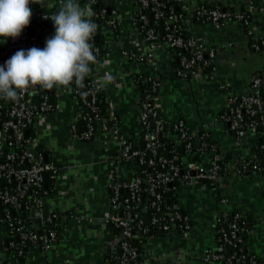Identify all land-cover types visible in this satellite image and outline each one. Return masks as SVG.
Returning <instances> with one entry per match:
<instances>
[{
  "label": "built area",
  "instance_id": "built-area-1",
  "mask_svg": "<svg viewBox=\"0 0 264 264\" xmlns=\"http://www.w3.org/2000/svg\"><path fill=\"white\" fill-rule=\"evenodd\" d=\"M37 2V12L32 13L30 25L22 34L0 43V64H5L18 50L43 49L46 44L40 48L41 35L55 34L51 16L59 9L60 0ZM86 3L96 13L93 20L98 25L94 37L98 70L85 79L82 87L75 83L70 88L50 90L37 86L17 101L0 99V151L7 147L5 158L0 161V179L7 182L0 188V204L7 207L0 216V264H17L19 257L26 264L80 262L74 249L67 256L59 245L66 239L79 243L93 226L92 189H84L77 206L63 212L46 203L58 186L60 174L70 168L98 166L104 176L108 202L104 219L112 225L115 240L104 264L166 263L164 254L151 250L152 244L146 252L134 244L135 230L149 229L142 224L143 218L163 235L177 234L185 240L190 237L195 224L178 203H165L166 192L197 185L218 190L227 178L247 169L264 174V155L257 158L252 151L223 164L222 153L212 141L214 136L207 123L200 125L199 132V128L192 129L178 116L163 115L176 85L185 86L191 80L210 81L227 92L226 102L214 121L229 125L236 144L257 135V126L264 124V101L259 94L264 76L250 75L245 89L235 90L231 81L217 74V49L192 32L198 23L222 25L231 21L242 26L249 48L264 50V35L257 33L251 21L252 1L243 9L194 0H80L82 7ZM105 73H111L114 80L101 86ZM118 104L136 110L138 127L132 135L121 129ZM68 108L72 111L66 121L65 140L55 147L41 141L40 129L51 116L57 117ZM76 141L98 147L97 159L81 165L75 162L72 153ZM169 142H173L170 149ZM179 146L184 150L183 157L178 154ZM260 149L264 154V144ZM222 170L226 172L221 174ZM44 171L49 174L46 188L41 179ZM219 202L227 201L219 197ZM10 212L15 213L13 219ZM20 213L26 217L22 219ZM246 216L240 209L217 211L212 221L216 244L192 253L191 247L183 243L176 264H240L243 259L247 264H263L251 253L248 238L245 239L251 231ZM69 222L77 224L78 232L73 238L66 235ZM11 231L19 245L13 240L5 241ZM26 244L30 246L24 252L22 247ZM33 244H38L40 252L31 248ZM240 245H246V253H237Z\"/></svg>",
  "mask_w": 264,
  "mask_h": 264
},
{
  "label": "crops",
  "instance_id": "crops-1",
  "mask_svg": "<svg viewBox=\"0 0 264 264\" xmlns=\"http://www.w3.org/2000/svg\"><path fill=\"white\" fill-rule=\"evenodd\" d=\"M194 1L207 4L220 3L227 7H245L249 1H252L254 6L252 24L259 35H264V0ZM192 32L217 49L215 58L217 74L221 79L231 81L235 90L245 89L252 72H264V53L249 48L240 24L231 21L222 25L198 23L193 26ZM226 93L217 89L210 81L191 80L185 86L176 85L164 106L163 115L175 118L182 114L192 129H198L202 123H207L222 154L228 151L234 155L249 154L253 150V139L247 136L236 144L229 125L214 121L226 102ZM118 105L122 118L121 129L126 134L132 135L138 127L136 110L133 107ZM71 111L68 108L65 113L57 117L51 116L45 127L40 129L41 141L49 143L52 147L61 144L67 135L66 121ZM73 151L74 161L79 165L97 159L100 154L98 147L82 141L74 142ZM79 184H82V188ZM87 187L92 189L91 204L95 222L79 243L69 242L68 239L62 240L59 250L68 256L74 249L77 253H75L76 257L80 259L77 264H104L105 256L110 254L115 240L112 225L104 219L108 211L107 191L104 176L98 166L94 169L75 167L61 173L58 186L46 198V203L48 207L56 208L61 212L66 211L68 208H73L74 204L77 206L79 195ZM177 197L178 205L189 215L195 224V230L190 233L187 240L177 234L155 238L150 248L166 256L164 264H176L180 259L179 248L183 243L191 247L192 253H200L206 248L213 247L216 242L212 221L216 212L236 209L244 210L250 216L252 230L247 239L248 245L251 253L264 264V177L261 173L253 171L232 175L218 190L212 187L206 189L203 185L181 187ZM219 197H225L227 202L220 203ZM67 226L70 228L66 235L75 237L78 232L77 224L69 222ZM2 231L3 225L0 222V236Z\"/></svg>",
  "mask_w": 264,
  "mask_h": 264
},
{
  "label": "clouds",
  "instance_id": "clouds-1",
  "mask_svg": "<svg viewBox=\"0 0 264 264\" xmlns=\"http://www.w3.org/2000/svg\"><path fill=\"white\" fill-rule=\"evenodd\" d=\"M30 3L37 0H0V43L18 38L30 25ZM90 3L83 7L80 0H60V7L51 16L55 34L46 40L43 49L18 50L0 66V99L17 101L20 95L37 86L43 89L65 87L75 83L83 86L97 63L94 37L98 25ZM114 77L105 73L101 86Z\"/></svg>",
  "mask_w": 264,
  "mask_h": 264
},
{
  "label": "trees",
  "instance_id": "trees-1",
  "mask_svg": "<svg viewBox=\"0 0 264 264\" xmlns=\"http://www.w3.org/2000/svg\"><path fill=\"white\" fill-rule=\"evenodd\" d=\"M243 8L244 7H241V9H243ZM251 21H252V19H251ZM41 37H42V40L43 41L40 42V48H42L44 46V44H46V40L48 38H51V37H48L46 35H41ZM252 50L255 51V52H263L264 53V50H261V49H259V50L252 49ZM2 65H4V64H0V66H2ZM97 70H98V64H95V65L92 66L91 73H93V72L95 73ZM251 75L263 77L264 76V72H261V73L252 72ZM259 94L261 95V98L264 101V84H262V86L260 87ZM35 97H39V96H37V94H36ZM103 111H105V108L104 107H103ZM178 118L179 119H182V120H184L186 122V119H185V117L182 114H180L178 116ZM201 131H202V129L199 127V132H201ZM170 133L171 134H175V132L172 131V130H170ZM230 133L233 135L232 132H230ZM249 137L251 139H253V146H252L253 147L252 148L253 150L252 151H254L256 153L257 158L262 157L264 154H263L262 150L260 149V146L262 144H264V124L257 126V135H255V136L254 135H250ZM212 141L213 142H216L215 139H213ZM172 143L173 142H169L167 148H169V149L172 148ZM216 144H217V142H216ZM217 146H218V144H217ZM14 150L15 151H19V149L17 147H14ZM177 151H178V154H179L180 157H183L185 155L184 150L182 149L181 146L177 147ZM6 152H7V147H5L4 149H2V151H0V161H2L5 158V153ZM238 156L239 155L231 154L228 151V152L222 154V156H221V162L223 164H225L228 161H231L233 159L236 160L235 158H238ZM225 172H226L225 170H222L221 174H224ZM251 172H253L252 169H247L246 171H241L242 174H247V173H251ZM261 174L264 177V174L263 173H261ZM6 183H7L6 182V179L1 178L0 179V188L3 185H5ZM12 184H13V182H12ZM12 184L10 183L9 185H12ZM210 185L211 184L208 183V186H210ZM165 197H166V202L165 203H167V204H175V203H178L177 192L175 190H173V189L170 190V191H168V192H166ZM6 209H7V207L5 205L0 204V216L1 215L2 216L4 215ZM20 214H21L20 217L22 219H24L26 217L24 215V213H20ZM9 215L13 219L14 216H15V213L10 212ZM1 218H3V217H0V219ZM246 221H247L246 222L247 228H249L250 230H252V220H251L250 216H248V215L246 216ZM142 224H144L145 226H147L149 228L148 231L143 232L141 229L135 230V233H136L137 236L135 237V239L133 241H134V244L138 247V249L140 251L146 252L149 249V245H151L152 242H153L151 240L153 238L155 239L157 237L162 236L163 235V232L156 230L155 227H153L151 224H149V222L147 221V219H144L143 218ZM7 229L9 230V226H7ZM250 233H251V231H250ZM250 233L248 235H245V239L248 238V236L250 235ZM4 239H5V241L13 240V241H15L19 245L18 238H17V236L15 235V233L13 231H11L10 233H8L4 237ZM27 246H30V245L29 244H26V246H23L22 247V249L24 250V252L27 249ZM31 248H34L38 252H40L39 247H38V244L31 245ZM236 251H237L238 254H240V253H246L247 252L246 251V245L245 246L244 245L238 246L236 248ZM19 260L20 261L17 264H26L24 258L19 257ZM209 264H236V263L234 261L231 262V263H225V262H219V261L216 262V261H214V262H211ZM240 264H247V262L245 261V259H243V262H241Z\"/></svg>",
  "mask_w": 264,
  "mask_h": 264
},
{
  "label": "water",
  "instance_id": "water-1",
  "mask_svg": "<svg viewBox=\"0 0 264 264\" xmlns=\"http://www.w3.org/2000/svg\"><path fill=\"white\" fill-rule=\"evenodd\" d=\"M31 4H32V3H30L29 7L31 8L32 13L35 14V12H37V8H36L37 3H36V4H32V5H31ZM34 6H35V7H34ZM34 8H35V9H34ZM33 19L35 20V18H33ZM79 124H80V125L83 124V119L79 120ZM198 141H199V137L196 136V142H198ZM45 160H46V157H45ZM41 179H42L43 182H45L44 187H45V188L48 187L47 183L49 182V174H48L47 171L42 172V174H41ZM146 218H147V217H146Z\"/></svg>",
  "mask_w": 264,
  "mask_h": 264
},
{
  "label": "rangeland",
  "instance_id": "rangeland-1",
  "mask_svg": "<svg viewBox=\"0 0 264 264\" xmlns=\"http://www.w3.org/2000/svg\"><path fill=\"white\" fill-rule=\"evenodd\" d=\"M80 188H82V184H79Z\"/></svg>",
  "mask_w": 264,
  "mask_h": 264
}]
</instances>
